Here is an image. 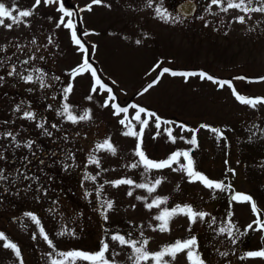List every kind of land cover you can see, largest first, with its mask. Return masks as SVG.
Wrapping results in <instances>:
<instances>
[{
    "label": "rangeland",
    "instance_id": "obj_1",
    "mask_svg": "<svg viewBox=\"0 0 264 264\" xmlns=\"http://www.w3.org/2000/svg\"><path fill=\"white\" fill-rule=\"evenodd\" d=\"M178 1L152 0L153 7L148 8L147 0H102L101 4L92 5L90 11L80 9L91 4V0H63V3L66 10L75 13L72 19L78 37L88 49L89 62L102 82L112 88L115 102L121 107L134 103L155 113L161 121L171 122L161 123L160 134L156 135L155 118L149 119L141 145L145 155L162 161L176 151H189L196 171L216 182L222 176L229 179L230 175L234 190L217 204L210 195L214 189L199 181L189 182L188 176L179 170L185 163L183 157L172 168L148 173H144L142 166L130 168L139 159L134 155L137 139L122 135L126 131L119 123L123 114L114 116L111 107L101 106L107 93L98 89L92 100L86 99L91 91V74L71 76V71L81 64L83 54L73 44L71 30L56 26L62 15L57 11L58 4L45 6L41 0L34 14L24 18L23 23L11 29L0 26L3 49L0 50L3 78L0 79V172L4 177L0 179V233L21 252L18 259L0 240V264H21V261L51 264L52 259H62L57 255L59 252L95 253L102 240L110 246L106 254L109 259L112 251H116L120 253L115 257L116 264H132L128 259L130 249L112 241L113 233L126 238L131 233L134 240L147 239L150 253L177 240L195 237L196 250L204 264H264V258L236 257V250L242 248V235L232 243L227 233H219L229 219L243 232L256 218L249 203L230 200L234 193L251 192L260 213H264V104L255 108L242 104L227 85L220 87L198 75L185 79L165 73L157 84L143 92L162 68H168L204 72L218 81H231L242 96L264 97V80H259L264 77V13L245 16L237 9L223 12L220 9L226 4L218 7L211 5L210 0H200L202 5L197 13L184 18L173 7ZM0 3L11 9L14 0H0ZM34 3L35 0H15L21 9H30ZM252 6L260 4L254 0ZM156 7L166 9L172 16L178 15L179 19L170 17L165 23L156 15ZM239 16H245L244 23L237 22ZM68 19L65 17V22ZM8 23L11 20H5ZM84 32L90 34L84 36ZM26 60L28 63L24 64ZM158 63L160 67L152 71ZM13 68L23 75L31 73L34 80L39 75L35 70H42L46 86L41 87L38 81L25 83L18 75H8ZM69 83L73 90L66 102L72 106V113L79 116L89 109L91 119L73 124L58 115L65 103L63 89ZM24 112H32L34 119L24 118ZM134 114L135 110L129 108V120L139 131V124L131 119ZM141 118L146 117L141 114ZM182 122L190 128L186 126L182 130ZM206 124H218L223 133L218 135L209 129L211 126L200 127ZM228 125L236 130L226 131ZM168 128L176 138L175 143L164 131ZM191 130H195L196 146L186 142L192 138ZM227 136L232 139L229 146L236 156L230 157L228 163L224 159ZM107 138L116 148V154L94 152L96 145ZM29 142L30 147L26 146ZM240 146L245 153H240ZM42 148L56 149L64 153V158L40 164ZM90 154L98 157L99 168L89 163ZM10 159L13 165L20 166L19 171L9 165ZM86 175L95 179H85ZM120 179H132L135 183H154L156 179L162 182L149 195L144 189L129 185L113 187L110 183ZM129 191L133 193L131 196L127 195ZM137 196L147 200H137ZM156 197H167V202L159 208L146 209L145 203ZM106 200L113 201V207L102 215ZM177 205H190L193 210L208 215L203 221L197 219L191 227L187 216L175 215L167 232L149 227L159 224L153 217L161 210H171ZM26 213L35 215L39 226ZM40 228L52 241V247L40 236ZM249 231L254 240L249 244L256 243L251 252L264 249L263 232ZM165 259L170 264H188L183 252L175 260ZM76 264L89 262L77 260Z\"/></svg>",
    "mask_w": 264,
    "mask_h": 264
},
{
    "label": "snow or ice",
    "instance_id": "obj_2",
    "mask_svg": "<svg viewBox=\"0 0 264 264\" xmlns=\"http://www.w3.org/2000/svg\"><path fill=\"white\" fill-rule=\"evenodd\" d=\"M260 4L259 7H253L254 0H211V5H216L220 7L222 4H226V6L221 7V11L228 12L230 9H237L239 11H242L245 16L248 15V13L253 12H259L264 13V0H256ZM58 4L57 11L62 13L59 21L57 22L56 26L59 28L61 25L63 27L71 30V40L74 45L78 47V50L83 54L82 56V62L79 64L75 69L71 71V76L73 78L82 75L84 73H90L92 77V86L90 94L86 97L89 101L93 99V93H97L98 89L100 93H107L106 98L104 99L102 107H111L113 109V115L114 116H121L123 114V118L119 119V123L126 128V131L122 132V135L124 136H131L135 137L137 139L136 148L134 151V155L139 157L138 161L136 163L131 164L130 168H137L142 166L144 169V173H148L152 170H161L165 168H172V165L177 163L180 159V157L184 158L185 163L180 165L179 170L183 171L189 178V182L199 181L201 182L205 187L209 189H217L220 191L225 190H231V185H225L222 182H216L208 179L205 175L202 173L196 171L193 166V159L190 155L189 151H176L172 153L167 159L162 161H154L149 159L144 151L142 150V137L144 134V130L146 127L149 126V119L155 118V128L157 129L156 135L160 134V127L161 123L168 124L171 123L169 121H161V119L153 112H150L149 110L145 109L142 106L136 105V104H130L128 106L121 107L118 103H116V96L113 93V90L111 87H108L105 83L102 82L101 78L97 75V70L93 68L92 64L89 62V56H88V49L85 47L84 43H82L81 39L77 35L76 31V25L73 21V17L75 16V13L71 10H66L65 5L63 3V0H43V4L45 6L50 4ZM102 0H91V4L86 6L84 9H80V11H90L92 5H98L101 4ZM41 5V0H35V3L31 6L30 9H21L18 6L15 5V0L13 7L9 9L5 6V4L0 3V26H4L8 29H11L13 25H19L24 22V18L30 17L34 14L35 10ZM145 7L151 8L153 7L152 0H147ZM156 15L163 20L165 23H167L171 17L172 20L179 19V16H172L171 13H169L166 9H161L160 7H156L155 9ZM15 13V14H14ZM245 16H239L236 17L237 22L244 23ZM65 17H68L69 19L67 22H65ZM5 20H11V23L5 24ZM90 33L84 32L83 35L87 36ZM33 43H35V40H33ZM137 44L140 43L139 40L136 41ZM0 50H3L0 48ZM92 52L94 54L95 52V45L92 46ZM42 59V58H41ZM24 64H27L28 61H23ZM159 63L155 65L152 69V71H156L157 68H159ZM36 72L39 73L38 76L34 77L31 73L28 75H23L21 73H16L15 68L9 71L8 75H18L20 79H22L25 83L30 82H36L38 81L40 83L41 87H45L44 84V73L40 69H36ZM169 73L172 76H183L185 79H187L190 76L198 75L200 79H208L212 81L213 83H218L220 87H224L227 85L230 89H232L233 95L235 98L242 104L248 105L250 107L255 108L257 105L264 104V97H245L240 95L232 86L231 81H218L215 78L207 75L204 72H178L173 71L168 68H162L160 70L159 75L156 77L155 80L152 81L151 84H149L143 92L148 91L149 88L153 87L155 84H157L160 80V78L165 74ZM0 79H3L0 77ZM56 79H59V77H56ZM235 79H246L244 77H236ZM259 80H264V77H260ZM73 86L71 83L68 84L67 87L63 89V99L65 103L62 105V111L58 112V115L64 116L66 120L72 122L73 124L77 123L78 121H85L91 119L90 110L85 109L83 111L82 115L76 116L72 113L71 108L72 106L68 104L66 101L68 99L69 94L72 92ZM140 93V94H143ZM129 108H132L135 110V114L132 116V120H135L139 124V131H136L134 126L131 123V120H129ZM19 110V107L16 109ZM141 114H144L146 118H141ZM24 118L27 119H34V114L32 112H24L23 114ZM38 127H42V125H37ZM53 127H56V125H53ZM181 129H186V126L180 125ZM201 128L209 127L207 125H201ZM212 131L217 132L216 129H211ZM164 131L168 134L169 139L175 143L176 138L172 135V130L170 128L164 129ZM193 131V135L191 140L186 141L187 143L196 146V136H195V130ZM50 135V133H47ZM7 135L11 136V133H8ZM13 140H15V137H12ZM180 139H184L183 136L180 137ZM28 147L31 146V142H29ZM99 151H106L111 153L112 155L116 154V148L113 146V144L110 141V138L105 139L102 143H98L95 147L94 152ZM89 163L95 164L98 168L100 167V161L98 157L95 154H90L89 156ZM173 171H176L178 169L173 168ZM2 172H0V179H3ZM85 179H91L94 180L95 177L86 175ZM161 179H156L154 183H135L132 179H120L116 181L110 182L113 187H119L120 185H129L134 186L138 189H144L147 191L149 195H151L153 192H155L156 188L161 184ZM106 183H109L106 181ZM133 193L132 191H129L127 195L131 196ZM137 200H147V197H136ZM231 201H235L238 203H249L251 206V211L253 212V215L256 217L251 223H249L243 232L240 231V229L229 219L228 224L226 227H221L219 229V233H227L229 237L232 238V243H236V240L239 238L240 235H245L249 230L254 231H261L264 232V218H261L260 210L258 209L256 203L252 200L251 197L242 194V193H234L230 197ZM167 202V197L161 198L156 197L154 198L150 203H145V208L148 210H151L153 208H159L160 205L165 204ZM113 207V201L106 200L104 201L102 208V215H104L108 210H111ZM133 207H135L133 205ZM26 215L30 216L31 220L39 226V220L35 215H32L30 213H26ZM175 215H185L187 216L190 227L191 224L195 223L197 219H200L201 221L204 220V218L208 215L204 212H197L193 210V208L190 205H184L180 206L177 205L175 208H172L171 210L165 208L159 212L158 215L154 216L153 219L159 221V224L153 227L151 224L149 225L150 228H152L153 231H160V232H167L169 231V221L172 219ZM231 215V214H230ZM105 215V219H106ZM212 223H215V218H213ZM211 226V225H210ZM255 226V227H254ZM235 229V231H234ZM40 236L49 244V247H52V241L49 239L48 235L45 233L43 228H40L39 232ZM61 235L65 233H60ZM141 236H143V233H141ZM35 238V237H34ZM110 239L114 242H116L121 248H128L130 249V254L128 255V259L132 262V264H147V262L151 261L152 264H170L169 260H166L165 257H170L171 260H175L177 254L179 253H186V259L188 260V264H204V260L201 258V255L196 250L197 248V241L195 237H191L186 240H177L173 244L167 245L163 247L160 251L155 253H150L147 250V245L149 241L147 239L142 240H134L131 238V233H129L128 238H126L124 235H121L120 233H113L110 237ZM0 240H3V247L6 249H11L15 256L19 259L21 256V252L18 248V246L15 243H12L7 240V238L4 236L3 233H0ZM110 246L107 242L101 241V246L99 251L95 253H84L80 251H71V252H59L57 253L58 256L62 257V259H52L51 264H76L77 260H85L88 261L89 264H116L115 257L120 255L119 252L112 251L111 253V259L106 256L107 253H109ZM221 255H227V253H220ZM246 257H260L264 258V249L254 252H248L245 254ZM245 257H242V259ZM21 264L23 262L21 261Z\"/></svg>",
    "mask_w": 264,
    "mask_h": 264
},
{
    "label": "trees",
    "instance_id": "obj_3",
    "mask_svg": "<svg viewBox=\"0 0 264 264\" xmlns=\"http://www.w3.org/2000/svg\"><path fill=\"white\" fill-rule=\"evenodd\" d=\"M183 123V122H182ZM182 125H184V126H187L185 123H183ZM207 126H211L209 129L211 130L212 128H215L216 130H218L219 132L218 133H223V131H222V129H220L219 128V126H218V124H215V125H210V124H206ZM187 127H189L190 128V126H187ZM227 129H226V131L229 129L230 131H234V130H236L234 127H233V125H228L227 127H226ZM226 135H228V134H226ZM228 137H230V136H227L226 137V139H227V143H228V145L224 148L225 149V154H226V157L224 158V159H226V163H228V159H230V157H236L233 153H232V151L230 150L231 148V146H229V144H232V139H228ZM231 138V137H230ZM239 150H240V153L241 154H243V153H245L246 151H245V149L243 148V147H239ZM241 156V155H240ZM242 156H244V155H242ZM241 156V157H242ZM248 159V158H247ZM249 160V159H248ZM249 162H251V161H249ZM244 163V162H243ZM227 171V170H226ZM225 175H228V172H225L224 173ZM260 176H261V178H263V174H260ZM229 179H227V178H223V176H222V178H220L219 179V181H217V182H222V183H224L225 185H231V190H225V191H220V190H217V189H214V193L212 192L210 195H211V199L212 200H216V202H217V204H219V201H220V199L223 197H225V196H227L230 192H232L234 189H233V187H234V185H232V183H231V176L230 175H228L227 176ZM259 192H261V191H259ZM258 192V193H259ZM249 195V197H251L252 198V200L254 201V198H253V196H252V194H251V192H250V194H249V192H248V194H247V196ZM260 215H261V218H264V213L262 212V213H260ZM252 233H251V231H248L247 232V234H245V235H242V248L239 250V249H237L236 251H238V252H236V257L238 256V259H242V257H245V254L246 253H248V252H251V251H253V250H255V248H256V243L255 244H253V245H250L249 244V241L250 240H252V235H251ZM263 234H264V232H263ZM252 241H254V240H252ZM242 260H244V258L242 259Z\"/></svg>",
    "mask_w": 264,
    "mask_h": 264
},
{
    "label": "flooded vegetation",
    "instance_id": "obj_4",
    "mask_svg": "<svg viewBox=\"0 0 264 264\" xmlns=\"http://www.w3.org/2000/svg\"><path fill=\"white\" fill-rule=\"evenodd\" d=\"M197 2H198L199 5L201 4L200 0H197ZM210 2H211V0H210ZM58 145H60V144H58ZM40 155L42 156L39 159L40 164L46 163V165L50 164L51 162L58 161L61 158H64L63 157L64 153L58 152L56 149H53L51 151L50 149L46 150V149L42 148V150L40 152ZM46 161H49V162H46Z\"/></svg>",
    "mask_w": 264,
    "mask_h": 264
},
{
    "label": "water",
    "instance_id": "obj_5",
    "mask_svg": "<svg viewBox=\"0 0 264 264\" xmlns=\"http://www.w3.org/2000/svg\"><path fill=\"white\" fill-rule=\"evenodd\" d=\"M195 0H182L176 4L175 10L182 16H192L196 11Z\"/></svg>",
    "mask_w": 264,
    "mask_h": 264
}]
</instances>
